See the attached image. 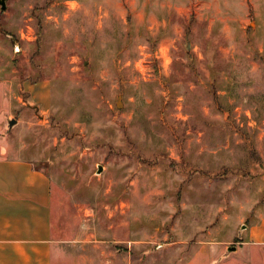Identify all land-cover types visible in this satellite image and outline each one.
<instances>
[{
  "label": "rangeland",
  "instance_id": "rangeland-1",
  "mask_svg": "<svg viewBox=\"0 0 264 264\" xmlns=\"http://www.w3.org/2000/svg\"><path fill=\"white\" fill-rule=\"evenodd\" d=\"M0 65L54 264H264V0H7Z\"/></svg>",
  "mask_w": 264,
  "mask_h": 264
},
{
  "label": "crops",
  "instance_id": "crops-1",
  "mask_svg": "<svg viewBox=\"0 0 264 264\" xmlns=\"http://www.w3.org/2000/svg\"><path fill=\"white\" fill-rule=\"evenodd\" d=\"M2 74L0 65V86ZM53 213L54 186L47 172L0 150V264H54L60 240ZM249 236V243L264 247V218L261 226L250 228Z\"/></svg>",
  "mask_w": 264,
  "mask_h": 264
},
{
  "label": "water",
  "instance_id": "water-1",
  "mask_svg": "<svg viewBox=\"0 0 264 264\" xmlns=\"http://www.w3.org/2000/svg\"><path fill=\"white\" fill-rule=\"evenodd\" d=\"M0 4H1L3 10L7 9V0H0ZM15 124H17V119H11V120L9 121V125H10L11 128H12ZM102 171H103V166H100L98 172L101 173ZM236 250H237V247H230V248L228 249L229 252L236 251Z\"/></svg>",
  "mask_w": 264,
  "mask_h": 264
},
{
  "label": "trees",
  "instance_id": "trees-1",
  "mask_svg": "<svg viewBox=\"0 0 264 264\" xmlns=\"http://www.w3.org/2000/svg\"><path fill=\"white\" fill-rule=\"evenodd\" d=\"M150 36V35H149ZM149 39H152L151 37H149ZM38 168H40V167H38Z\"/></svg>",
  "mask_w": 264,
  "mask_h": 264
}]
</instances>
